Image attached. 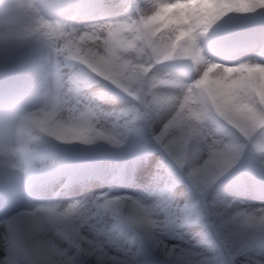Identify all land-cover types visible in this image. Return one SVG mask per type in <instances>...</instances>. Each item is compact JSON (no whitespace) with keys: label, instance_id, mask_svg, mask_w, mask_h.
Wrapping results in <instances>:
<instances>
[{"label":"clouds","instance_id":"9594fccd","mask_svg":"<svg viewBox=\"0 0 264 264\" xmlns=\"http://www.w3.org/2000/svg\"><path fill=\"white\" fill-rule=\"evenodd\" d=\"M0 264H264V0H0Z\"/></svg>","mask_w":264,"mask_h":264}]
</instances>
